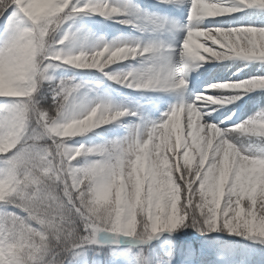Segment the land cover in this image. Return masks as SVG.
<instances>
[{
	"label": "snow or ice",
	"instance_id": "6c2138e0",
	"mask_svg": "<svg viewBox=\"0 0 264 264\" xmlns=\"http://www.w3.org/2000/svg\"><path fill=\"white\" fill-rule=\"evenodd\" d=\"M242 7L264 9V0H236L232 6L191 0L181 67L162 63V50L155 44L104 43L71 54L54 49L48 40L72 15L113 17L123 14L119 7L0 0L6 33L0 46V97L16 98L0 115V157H6L0 168V264H73L76 250L97 244L102 232L134 238L140 245L168 234L159 244L127 250L123 264H225L184 231L189 228L201 236L227 232L264 243V155L243 154L232 142L237 133L264 137V115L221 128L204 111L240 98L224 95L225 90L264 89V76L212 84L213 95L196 94L150 128L91 148L65 141L116 121L127 110L97 103L76 113L72 100L78 85L63 81L52 88L56 107L46 109L41 103L45 82L52 80V61L99 70L128 88L163 90L184 89L193 62H264V27L199 26L206 18ZM146 54L155 61L151 66L124 75L105 71ZM174 126L183 127V139L172 135ZM90 154L100 158L73 164ZM179 232L184 234L177 236Z\"/></svg>",
	"mask_w": 264,
	"mask_h": 264
},
{
	"label": "rangeland",
	"instance_id": "374dc122",
	"mask_svg": "<svg viewBox=\"0 0 264 264\" xmlns=\"http://www.w3.org/2000/svg\"><path fill=\"white\" fill-rule=\"evenodd\" d=\"M108 0H99V3H107L110 6L119 7L122 10L120 17H102L97 13H80L79 15L71 16L65 20L61 25L60 30L53 33L49 38V42L56 50H61L66 53L70 44L76 40H79L85 45L86 40L91 36L90 33L81 35L80 30L94 31L99 34L97 37L100 41L101 47L104 43L108 44H136L139 43L141 46L145 44H155L165 47H171L172 43L176 41H183L187 26L189 23L183 20L182 24H177L182 30L180 35H174L172 32L177 26L176 23L180 20L176 13L169 10L170 3H165L163 0H154L144 3L142 0H113L111 3L106 2ZM235 0H227L224 3L225 6H232ZM155 2H160L157 4ZM220 2H222L220 0ZM73 5L83 7L84 4L90 3L95 4V0H72ZM191 3V0H185V5ZM134 13V14H133ZM86 14H90L86 16ZM104 18L108 19L105 20ZM123 20H131L132 23H121ZM128 26L131 28L127 31L123 27L118 26L117 28L110 27V24H117ZM201 28H237L242 26H251L262 28L264 27V9L259 8H241L240 11L226 14L214 18H206L200 25ZM136 31L139 36H136L133 31ZM79 35V36H78ZM57 40L54 42V37ZM67 37V39H65ZM6 39V33L4 29V21L0 19V46L3 45ZM63 40V43L59 41ZM57 44V45H54ZM177 53V52H176ZM146 57H136L135 59L126 60L132 71H138L142 68L151 66L155 61L150 57V54H146ZM175 57L166 63H171L173 66L182 62L179 59V53L174 55ZM131 62V63H130ZM53 67L49 69V75L52 80L46 81L42 89L43 99L41 101L44 108L54 109L56 105L53 104L52 88L48 87L47 84H54L56 82L61 83L62 81L72 85H78L76 92L73 94V104L75 106V112H79L78 105L87 104L79 98L80 94H83L86 100L90 101V107L95 106L97 103H106L111 105V96L104 93H100V85L104 83L106 76L99 70H90L91 80L87 84L81 85L74 80L71 81L69 70L66 67L61 66L60 61H52ZM195 63L197 65H195ZM193 62V67L188 70V74L185 77L187 84L184 89L176 90L169 89L159 91L158 89H141L137 92L138 95L131 94L136 88H128L123 84H120L119 89L128 93L129 99L132 102H128L134 105L135 109L128 112L129 114L121 117L120 119L113 121L107 125H102L97 128L104 126L110 130H116V141L125 140L135 131H143L146 128H150L151 124L159 123L165 118V114L169 113L173 107L185 103L189 98L193 99L196 94L213 95L214 92L210 88V85L216 83L225 82H238L247 80L257 76H264V62L258 60L245 61L240 59H228L224 61H216L210 59L204 62ZM206 71V73H204ZM110 80V79H108ZM107 80V81H108ZM111 81V80H110ZM58 85V84H56ZM130 93H129V92ZM136 92V91H134ZM133 93V92H132ZM224 95L226 96H239L240 98L233 103L224 104L223 106H209L204 109L205 112H210V122L217 123L221 128H232L235 125L255 118L259 115H264V89L261 91L253 90L252 92H244L243 90H225ZM47 97L52 100L49 108L46 107ZM16 98L0 97V115L5 114V106L14 103ZM245 100V101H243ZM203 103V102H200ZM89 104V103H88ZM112 106V105H111ZM116 109V108H115ZM212 109H215L213 111ZM117 110H124L120 107ZM225 115L230 119H225ZM150 120L151 124L145 122V119ZM207 119V117H206ZM223 121V123H221ZM114 125V127L112 126ZM96 129V128H95ZM177 131V127L171 129L172 135L176 136L177 139H183V127ZM181 136V137H180ZM78 137L68 138L66 142L71 147H80L81 142L78 141ZM232 142L242 151L243 154L252 155H264V137H251L244 136L236 137L233 135ZM79 158V157H78ZM4 159L6 157H0V168L4 167ZM75 165V164H74ZM76 166V165H75ZM8 210L11 211V206H8ZM34 211L42 209H33ZM116 236V234H113ZM168 234H163L159 239L153 240V245L159 244L162 239L167 237ZM122 236V235H121ZM118 237V236H116ZM123 237V236H122ZM214 241V245H218L217 250L222 254L234 255L238 254L242 245L248 248V253H252L251 247L264 245L258 239H250L244 236H238L235 234L229 235L227 232H216L208 235ZM127 238V237H124ZM98 246L108 245L106 237L98 234ZM134 239V238H131ZM135 240V239H134ZM112 246V245H110ZM129 248L121 249L117 248L114 253V264H123L125 260L126 251ZM80 249L76 250L79 253ZM119 254V255H117ZM219 257L218 255H216ZM75 257V255H74Z\"/></svg>",
	"mask_w": 264,
	"mask_h": 264
},
{
	"label": "trees",
	"instance_id": "16d2710c",
	"mask_svg": "<svg viewBox=\"0 0 264 264\" xmlns=\"http://www.w3.org/2000/svg\"><path fill=\"white\" fill-rule=\"evenodd\" d=\"M130 66V65H129ZM128 65L120 63L117 67H111L108 69L107 72L118 74V75H124L127 72L130 71ZM88 73L83 72H77L72 71V75L74 79H77V81L81 79H88ZM56 84H59L58 82L54 84H47L46 86L54 87ZM119 83L113 81V80H105L104 83L101 85L102 91H105L111 96L112 99V107L115 109H119L120 107H127L131 108L130 103L132 102L129 99L128 93L122 91L117 86ZM53 94V92H52ZM47 104L46 107L49 108L52 100H50L49 97H47ZM51 109V107L49 108ZM116 137H114L113 130H106L102 129L100 131H92L89 132V134L81 137V142L85 145V148H91V147H99V146H107L113 142H115ZM100 157L96 154H90L88 156H81L76 161L75 164L78 166H83L85 162H91L93 160L99 159ZM187 233L191 234L196 238V240L203 245L205 252H211L215 254L218 245H214V241H211V238H208L206 236H201L199 233L194 232L192 229H186L184 230ZM183 232L176 233L177 236L183 235ZM86 249L82 248L80 249L83 252H79L75 254V257H72L73 264H102L104 261L108 260L110 263V256L112 251L108 248H98V247H92L89 245L84 246ZM137 249H134L133 252H135ZM222 256V255H221ZM225 264H264V245H258L256 250L251 254H246V249L241 248L239 251V258L238 261L235 262L236 259H234L233 256L225 254L223 258H221Z\"/></svg>",
	"mask_w": 264,
	"mask_h": 264
},
{
	"label": "bare ground",
	"instance_id": "6f19581e",
	"mask_svg": "<svg viewBox=\"0 0 264 264\" xmlns=\"http://www.w3.org/2000/svg\"><path fill=\"white\" fill-rule=\"evenodd\" d=\"M221 1L223 3L227 2V0H221ZM219 2H220V0H219ZM235 2H236V0L234 1V3ZM190 7H191V3L188 4V5H185V0H172V2L170 3L168 8H169V10H171V12L176 13L178 15V17L180 18V20L178 21V23H176V25L177 24H182L183 20H186L188 23H190L188 21V19H187L188 15L190 13ZM80 33H81V35L90 33L91 36L86 40L85 45H83V46H79V45L76 46L75 43H72L71 46L68 47L66 53L76 54V53H79L80 51L91 52L92 50L96 49L101 44L99 39H98V37H97L98 35H100L99 31L98 32H94V31H87V30L84 29V30H80ZM181 33H182V30L179 28L178 25L175 27V30L172 32V34H174V35H180ZM160 44H161L160 49L162 50L161 51V55L164 58L161 62L162 63H166V62L171 61L175 57L174 56L175 54L179 53V51L181 49V46H182V41H176L175 44L172 43L171 47H169V48L165 47V45L162 44V42ZM146 56L147 55H145L143 57H146ZM195 65H197V64L195 63ZM204 73H206V71H204ZM158 90L159 91H163V89H158ZM257 90L261 91V89H257ZM134 91L140 92L141 89H137L136 88ZM79 98L81 99L79 101H83V102L87 103V104L78 105V108L80 109L79 112L81 111V107H85V108L90 107L89 104H88V103H90V101L86 100V98L84 97L83 94H80ZM193 99L189 98L185 103H190V102L193 101ZM198 103H200V102H198ZM213 106H215V105H213ZM145 122H147L148 124H151L149 118L145 119ZM151 126H152V124H151ZM178 130H180L182 132L181 126L179 128H177V131ZM195 130H196L195 128L192 129V131H195ZM233 135H235L236 137H241L242 136V135H240L238 133L237 134H233ZM181 139H182V137H181ZM106 236H108L109 239H110V240L107 239V242H109V243L118 242L121 245L127 246V244H126L127 241H125L123 238L118 239V238L110 236L108 234Z\"/></svg>",
	"mask_w": 264,
	"mask_h": 264
},
{
	"label": "clouds",
	"instance_id": "9594fccd",
	"mask_svg": "<svg viewBox=\"0 0 264 264\" xmlns=\"http://www.w3.org/2000/svg\"><path fill=\"white\" fill-rule=\"evenodd\" d=\"M81 123H82V124H83V123H86V121H82Z\"/></svg>",
	"mask_w": 264,
	"mask_h": 264
}]
</instances>
